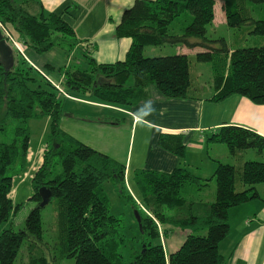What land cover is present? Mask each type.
<instances>
[{
    "label": "trees",
    "instance_id": "obj_1",
    "mask_svg": "<svg viewBox=\"0 0 264 264\" xmlns=\"http://www.w3.org/2000/svg\"><path fill=\"white\" fill-rule=\"evenodd\" d=\"M218 4L227 26L245 29L246 38L260 36L264 40V0H134L114 28L115 38L131 40L125 58L99 64L84 53L86 67L69 65L59 70L63 90L117 108H131L147 100L150 87L165 100L219 103L236 95L263 105L264 45L232 46L223 37L207 36L206 26L212 24ZM0 25L11 27L8 31L39 55L59 48L68 57L79 43L61 16L47 12L35 0H0ZM0 34L13 54L12 68L5 69L0 63V226L19 209L10 192L13 179L26 168L30 140L27 122L49 119L42 163L30 182V200L36 207L26 216L22 230L0 231V264H13L24 242L28 243L27 264H49L41 252L35 251L43 234L38 196L42 187L51 194L48 203L54 200L51 251L55 261L123 264L118 252L122 239L116 230L120 220L109 212L102 188L105 182L126 195L140 220V247L133 249L125 264H225L218 247L229 234L228 211L260 199L255 185L264 183V163L248 161L245 154L253 150L261 155L264 137L230 125L209 134L207 143L224 145L232 159V164L216 162L210 179H202L184 167L169 173L136 170L133 183L140 204L149 213L144 216L125 187L124 164L61 129L66 100L16 53L1 28ZM163 46L207 52L143 56L146 47ZM197 63L210 65L214 94L207 99L197 83ZM100 121L118 124L109 117ZM157 144L179 159L185 156L182 134L160 133ZM57 166L59 173L54 172ZM212 181V200L197 198V193ZM157 224L163 237L174 230L186 232L181 246L169 255L161 243L151 242L160 237Z\"/></svg>",
    "mask_w": 264,
    "mask_h": 264
},
{
    "label": "crops",
    "instance_id": "obj_2",
    "mask_svg": "<svg viewBox=\"0 0 264 264\" xmlns=\"http://www.w3.org/2000/svg\"><path fill=\"white\" fill-rule=\"evenodd\" d=\"M35 1H38L47 12L61 16L73 29L79 41L68 57L63 50L53 48L60 54L58 62H54L50 58L51 55L46 57L49 51L41 54L43 57H35L34 53L27 49L30 50V58L26 57L27 60L35 66L43 67L53 81H62L59 70L70 65L69 61L71 62L70 58L73 59L72 54L75 50H80L82 54L88 52L99 64H111L125 58L131 40L115 38L114 28L119 23L124 9L134 0ZM218 10L217 13L215 7L212 24L217 28L223 26L226 31L225 39L230 45H247L248 41L253 46L264 44V40L257 39L258 37L246 38L245 29L227 26L221 5H218ZM187 50L189 55L207 52L200 48ZM213 94L211 84L207 94L203 91V98L207 99ZM66 103L72 106H84L92 114L86 117L66 110L60 120L61 129L74 139L112 159L115 157L112 151H116L113 149L117 148L118 141L117 138L109 135L108 130L128 126L129 139L125 153L121 158L115 159L118 163L124 164L125 179L134 189L136 187L133 183V173L136 170L169 173L174 168L184 167L202 179H210L216 162L230 163V156L224 145L209 144L206 141L209 134L222 126L242 127L264 137V104L255 105L246 98L236 95L219 103L206 100H165L153 87H150L148 99L131 108L106 106L87 96H75L74 100H66ZM107 117L118 123L114 125L115 128H111L110 125H113L106 121H100ZM48 124V118L31 120L29 123L30 140L26 168L13 179L11 196L12 193L13 196L16 195L18 191L16 186L24 187L29 183L31 187V179L42 163L49 131ZM163 132L184 136L186 150L183 159L159 148L157 140ZM245 159L264 163V152L261 155H257L255 151L246 152ZM263 184H256L255 187ZM259 186V190H256L264 191V187L259 188ZM246 204L248 205L243 204L228 211L229 234L218 247L219 253L225 257V264H264V197L260 196V199L255 200L252 205H249L251 202Z\"/></svg>",
    "mask_w": 264,
    "mask_h": 264
},
{
    "label": "rangeland",
    "instance_id": "obj_3",
    "mask_svg": "<svg viewBox=\"0 0 264 264\" xmlns=\"http://www.w3.org/2000/svg\"><path fill=\"white\" fill-rule=\"evenodd\" d=\"M218 5H220V4H218ZM218 5L216 6L217 13L219 12ZM262 8H264V6H262ZM189 15H191V14L189 13ZM217 17H218V15H217ZM6 29L9 30V29H11V27L7 26ZM206 30H207V36H209L211 38H218V37L225 38V36H226L225 35L226 31L223 28V26H220L219 28H217L216 26H213V24H210V25L206 26ZM11 34L13 35V38L15 39V41L18 43L19 47H21V50L24 53V56H25V59H26V62L28 63V65L31 66L36 71H38V70L41 71V73L43 75L48 77V75H47V73L43 67H38V65L35 66L27 60V58H30L29 57L30 50L26 49V47L23 45V43L20 41V39L18 38L17 35H15L14 33H11ZM256 37H258L257 39H263L260 36H256ZM10 44L12 45V43H10ZM12 46H13L14 50L16 51V53H18L15 46L14 45H12ZM245 46H253V44L248 41L247 45H245ZM187 52H188L187 48L183 47V46L182 47H180V46L146 47L143 51V56L145 58L165 57V56H173V55H177V54H187ZM34 55H35V57H43V55L39 56L35 53H34ZM49 56H50V58L53 59L54 62L59 61L60 54L57 52V50L51 49L48 52L46 57H49ZM72 57H73V59L70 58L71 62L69 61L70 67H73V66L74 67L76 66L79 68L86 67L85 58H84V56L80 50H75L72 54ZM32 62H34V61L32 60ZM49 79H50V84L54 88H56V86H58L64 92V95H59L61 98L65 99V100H69V101L74 100V97L76 95H71V94H68L67 92H65L62 88V85H61L62 81L56 82V81H53L51 78H49ZM197 83L199 86L202 87L204 93L207 94L209 91V88L212 84L210 65L208 63H197ZM63 110H64V112H66V110H71L72 112H75V113L79 114L80 116H86V117H88L90 114H92V112L90 110L86 109V107H84V106H79V105H77V106L73 105L72 106L70 104L68 105L66 102L64 103ZM103 115L107 116L108 114L107 115L103 114ZM37 121H39V120H37ZM30 122H27L28 127H30V125H29ZM38 124H40V123H38ZM110 127L115 128L114 125L113 126L110 125ZM9 128L10 129L13 128V125L10 124ZM31 129H32V127H31ZM108 131H109V135H112L113 137L117 138V141H118L117 148L113 149L114 151L115 150L116 151L115 152L112 151V153L115 154L114 155L115 157L113 160L116 161L115 158L119 159L125 153L124 152L125 147L128 143V139H129L128 126H120L117 129H114V130L112 129V130H108ZM247 153H254V151L249 150V151H247ZM254 156H255V154H254ZM259 159H261V158L259 157ZM257 160H258V157H257ZM230 163L232 164L231 158H230ZM54 172L59 173L60 167L57 166L55 168ZM258 186H256V189H258ZM125 187H126L127 191L130 193V195L132 196V198L137 203L142 215L148 216L149 215L148 211L140 204L139 192L137 193L136 188L134 189V187H132V185H130V182H128V180H126V179H125ZM262 187H264V184L259 186V188H262ZM16 188L18 189V191L16 192V195L13 196V193H12V196H11V192H10V196H11L10 199L12 200L14 205L19 206V209L14 214H11L9 220L6 223H3L0 226V231L6 230L8 228H12V230L14 232H18V231L22 230L24 227V221L26 219V216L28 215L30 210H32L33 208L36 207V204L30 200V197L32 196L33 193H32V190L30 189L31 187H30L29 183L25 184L24 187L23 186L22 187L16 186ZM102 188H103V193L105 194V196L108 200L110 214L120 220L119 226L116 227V230L118 231L119 236L122 239V244L120 245L118 252L121 255V258H120L121 262L123 264H125V263H128L129 258L131 256L130 254L132 253L133 249H139L142 236L139 233V227H138V223H137L136 218H135L134 210L132 209L131 203L126 198V195L125 194L120 195L119 193H117L118 188H116L115 185L111 184L110 182H105L102 185ZM214 190H215L214 181L208 182V187L204 188L201 192L197 193V198H203L204 200H210L211 201L213 198V195H214ZM258 193L260 194L261 197H264V191H259ZM53 202H54V200H52L50 203H48L44 208H42L40 210L43 234H42V241L40 243H37L35 246V251L37 253L41 252L45 256V258L49 264H73V260L64 259V260L57 262L52 258V251H51V247L53 245L52 225H53V221H54V211H53L54 205H53ZM248 203H250V202H248ZM253 203H254V200L251 201V204H249V205H252ZM245 205H248V204H245ZM157 227H158L160 237L158 240H151L152 244L161 243V245H163L164 252L166 255L170 254L171 252L175 251L176 249H178L181 246V244L183 243V241L185 239L186 232L174 230L173 232L168 233V234H166V236L163 237L162 236V234H163L162 227L161 226L159 227L158 224H157ZM116 241H119L118 238L116 239ZM221 252H222V250H221ZM27 261H28V243L24 242L23 245L21 246L19 253H18L13 264H27Z\"/></svg>",
    "mask_w": 264,
    "mask_h": 264
},
{
    "label": "water",
    "instance_id": "obj_4",
    "mask_svg": "<svg viewBox=\"0 0 264 264\" xmlns=\"http://www.w3.org/2000/svg\"><path fill=\"white\" fill-rule=\"evenodd\" d=\"M0 63L5 69H10L13 67L12 49L7 44V42L1 37V34H0ZM38 196L40 198L39 208L45 207L51 198V194L49 190H47L45 187H42L38 190ZM134 214L136 221L139 225L140 224L139 216L135 211Z\"/></svg>",
    "mask_w": 264,
    "mask_h": 264
},
{
    "label": "built area",
    "instance_id": "obj_5",
    "mask_svg": "<svg viewBox=\"0 0 264 264\" xmlns=\"http://www.w3.org/2000/svg\"><path fill=\"white\" fill-rule=\"evenodd\" d=\"M0 28H1L2 32L4 33V35L7 37L8 41H9L10 43H12V45L15 46V48H16L17 51H18V53H19L22 57L25 58L24 53H23V51L21 50V47H19L18 43H17V42L15 41V39L13 38V35L11 34V32H9L6 28H4V27L1 26V25H0ZM38 71H39V70H38ZM39 72L41 73V71H39ZM41 75H42L43 77H45V78L50 82V79H49L47 76L43 75L42 73H41ZM51 83H52V82H51ZM56 90L58 91L59 95H64V92H63L58 86H56Z\"/></svg>",
    "mask_w": 264,
    "mask_h": 264
}]
</instances>
